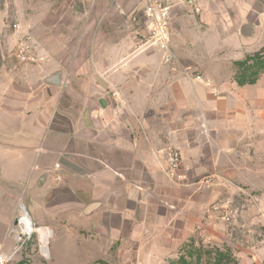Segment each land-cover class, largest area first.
<instances>
[{
  "label": "crops",
  "instance_id": "0c3cea01",
  "mask_svg": "<svg viewBox=\"0 0 264 264\" xmlns=\"http://www.w3.org/2000/svg\"><path fill=\"white\" fill-rule=\"evenodd\" d=\"M171 1V64L135 49L141 0H80L71 21L34 31L36 63L0 53L3 252L21 206L51 232L47 264L56 237L76 264H170L192 239L226 242L220 209L264 189V75L233 80L264 47V0ZM166 144L181 153L180 182Z\"/></svg>",
  "mask_w": 264,
  "mask_h": 264
},
{
  "label": "rangeland",
  "instance_id": "374dc122",
  "mask_svg": "<svg viewBox=\"0 0 264 264\" xmlns=\"http://www.w3.org/2000/svg\"><path fill=\"white\" fill-rule=\"evenodd\" d=\"M84 6L80 0H0V30L3 33V42L0 43L1 55L11 56L14 54L17 34L12 26L13 24H20L29 36L28 45L31 56L39 61L40 58L36 53V43L34 42V31L40 26H46L47 29L48 23H55L57 20L59 22L63 20L71 21V18L67 17L69 11L76 12ZM230 40V35L226 34L223 37V41L226 43H223V45H229ZM211 42L213 44V41ZM221 48L217 46V50ZM263 54L264 47L262 48ZM259 145H261L264 155V142L263 144L259 143ZM251 152L253 153L252 150ZM21 212L23 213L25 210L21 208ZM220 212L219 217L223 218L225 226V244L196 239L198 242L195 246L229 248L236 264H264V189L248 190L244 192V195L232 194L230 200L226 202L223 209H220ZM55 245L59 247L61 252L59 254L57 250V253L48 261V264L77 263L76 257V260L72 261L70 259L68 248L59 237H56ZM20 255L15 264H47V261L39 254L35 236L24 245ZM208 261L203 257L200 264H208ZM78 262L82 261L78 260Z\"/></svg>",
  "mask_w": 264,
  "mask_h": 264
},
{
  "label": "built area",
  "instance_id": "2783aa9c",
  "mask_svg": "<svg viewBox=\"0 0 264 264\" xmlns=\"http://www.w3.org/2000/svg\"><path fill=\"white\" fill-rule=\"evenodd\" d=\"M143 3L141 9V16L138 14H133L131 16V21L138 23L141 33H139V40L135 46V49L139 52L156 51L162 54V60L166 64H171L175 62V57L171 52V21L173 17V8L176 4H172L171 0H141ZM180 3H184L181 0ZM193 12L198 14L200 9L193 6ZM13 29L17 33V39L15 42L14 53L15 58L18 63L26 64L29 62L34 63L37 61L31 56L29 49V36L24 31L20 24H13ZM175 68H172L174 70ZM186 77H188L193 82L202 83L205 86H209L210 83L201 74H196L190 68H185ZM38 151H41L39 149ZM160 157L162 158L163 164L165 166L166 172L174 181L180 182L183 179L181 174L182 170V157L178 149L170 144L164 145L158 151ZM58 168V166H56ZM59 178H57L58 180ZM208 182V181H205ZM21 207L14 223L11 225L8 231V237L14 242L13 248L10 252H3L0 249V264H14L15 261L20 256L21 251L25 244L30 242L35 236V241L37 248L39 250L40 256L47 260L49 259V249L44 251V240L48 241L51 237V232L48 229H43L47 232L45 238L37 232V227L31 221L28 216L31 229L27 230L25 225L21 222L22 212ZM24 209V208H23ZM216 210V208H214Z\"/></svg>",
  "mask_w": 264,
  "mask_h": 264
},
{
  "label": "trees",
  "instance_id": "16d2710c",
  "mask_svg": "<svg viewBox=\"0 0 264 264\" xmlns=\"http://www.w3.org/2000/svg\"><path fill=\"white\" fill-rule=\"evenodd\" d=\"M251 62V63H250ZM233 80L238 86L253 85L264 75V54L262 50L254 56H248L243 61L233 64ZM192 239L179 250V256L170 264H200L203 257L208 264H236V260L229 248H203ZM194 257V261H193Z\"/></svg>",
  "mask_w": 264,
  "mask_h": 264
},
{
  "label": "bare ground",
  "instance_id": "6f19581e",
  "mask_svg": "<svg viewBox=\"0 0 264 264\" xmlns=\"http://www.w3.org/2000/svg\"><path fill=\"white\" fill-rule=\"evenodd\" d=\"M21 222L25 225L27 230L31 229L30 220H29L28 216L25 214V212L22 213ZM37 232L39 234H41V236L44 238L47 234V232H45L43 229H39V228L37 229ZM43 240H44V251H47V249H48L47 241L45 239H43Z\"/></svg>",
  "mask_w": 264,
  "mask_h": 264
},
{
  "label": "water",
  "instance_id": "95a60500",
  "mask_svg": "<svg viewBox=\"0 0 264 264\" xmlns=\"http://www.w3.org/2000/svg\"><path fill=\"white\" fill-rule=\"evenodd\" d=\"M243 31H242V34L244 35H248L250 34V27L249 26H243ZM49 82H52V83H57V76L56 75H53L52 77H49L48 79Z\"/></svg>",
  "mask_w": 264,
  "mask_h": 264
}]
</instances>
